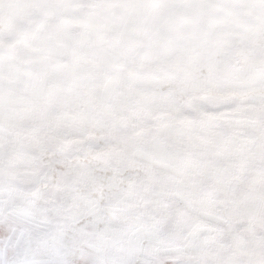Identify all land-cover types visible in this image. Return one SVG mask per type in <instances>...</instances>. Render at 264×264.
Instances as JSON below:
<instances>
[{"label": "snow or ice", "instance_id": "snow-or-ice-1", "mask_svg": "<svg viewBox=\"0 0 264 264\" xmlns=\"http://www.w3.org/2000/svg\"><path fill=\"white\" fill-rule=\"evenodd\" d=\"M0 264H264V0H0Z\"/></svg>", "mask_w": 264, "mask_h": 264}]
</instances>
